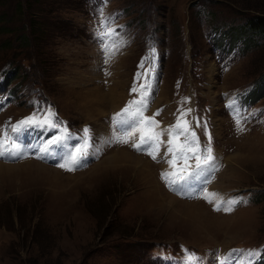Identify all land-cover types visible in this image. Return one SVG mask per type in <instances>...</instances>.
Returning a JSON list of instances; mask_svg holds the SVG:
<instances>
[{
    "label": "rangeland",
    "instance_id": "rangeland-1",
    "mask_svg": "<svg viewBox=\"0 0 264 264\" xmlns=\"http://www.w3.org/2000/svg\"><path fill=\"white\" fill-rule=\"evenodd\" d=\"M105 7L127 46L103 65L96 28ZM259 7L264 0H0V75L10 82L0 86V129L33 113L35 101L72 133L88 126L97 141L109 137L155 38L158 86L145 115L162 109L156 119L164 127L178 107L193 109L187 119L207 122L221 165L208 192L241 201L225 212L202 196L175 194L161 179L168 165L130 145L107 146L73 171L31 154L0 159V264H182L184 250L218 264L231 249L263 248L264 39L246 28ZM115 86L116 104L108 92ZM6 89L14 93L7 108ZM235 94L244 131L225 106ZM193 127L207 144L203 128ZM38 134L49 133H26L24 142ZM119 152L144 166L112 159Z\"/></svg>",
    "mask_w": 264,
    "mask_h": 264
},
{
    "label": "snow or ice",
    "instance_id": "snow-or-ice-1",
    "mask_svg": "<svg viewBox=\"0 0 264 264\" xmlns=\"http://www.w3.org/2000/svg\"><path fill=\"white\" fill-rule=\"evenodd\" d=\"M106 3V0H105ZM100 17L96 30V37L101 43L104 62L108 64L127 41L118 31L122 25L115 24L116 13L105 14L102 8L97 12ZM145 63L148 67L145 68ZM130 94H135L126 105L111 117L113 134L97 141L90 127L85 126L81 132L72 133L65 122L59 120L51 106L44 108L38 102H33L34 111L15 124L7 122L3 132H0V158L9 162L23 159L30 154L44 162H53L67 171L84 167L92 157L99 156L103 149L114 144L130 145L133 150L145 152L153 161L165 162L168 170L161 172V179L169 190L184 198L192 199L202 196L208 202L215 201L214 210L231 212L240 203L236 199L224 200L219 194L208 192L206 185L215 178L219 170V158L215 156L212 146V136L208 132L207 122L200 118L187 119L193 111L191 108L178 107L172 124L162 127L156 119L162 109H158L151 116H146L154 91L158 86V73L155 47L149 46V53L141 58L137 66ZM106 75L111 73L106 72ZM139 81V86L137 82ZM190 98H183L187 104ZM226 108L233 115L237 131H244L240 126L238 112L245 111L240 102V94H235L226 103ZM251 115H255L253 112ZM250 118V117H246ZM203 128L208 143L202 145L194 130ZM39 130L42 133H52L50 138H42L36 143H25L24 135ZM138 135V139H137ZM73 142L74 145H73ZM163 148V152L161 149ZM63 149V155L58 150ZM194 160V163L191 161ZM62 161V162H61ZM195 181L199 186L193 187ZM202 190V191H201ZM183 250V246H182ZM182 264H200V258L187 250ZM264 259V248L259 250L231 249L218 264H257Z\"/></svg>",
    "mask_w": 264,
    "mask_h": 264
},
{
    "label": "bare ground",
    "instance_id": "bare-ground-1",
    "mask_svg": "<svg viewBox=\"0 0 264 264\" xmlns=\"http://www.w3.org/2000/svg\"><path fill=\"white\" fill-rule=\"evenodd\" d=\"M115 83H116V85H120L121 84V81L119 80H115ZM114 86V85H113ZM110 88V87H109ZM109 93H110V96H111V101H112V103H117V99H120V97H122V95L120 94V91L117 89V87L115 86V88H111L109 91H108ZM100 108V107H99ZM121 152V151H120ZM119 152V153H120ZM114 158H117V159H120V160H122V159H132V160H134V161H136V162H138V163H140V161L138 160V159H136V158H134V157H132V156H130L129 154H127V153H120V154H118V155H116V156H114L112 159H114ZM229 158H231V156H229V157H226V160H228ZM228 162V164H230V161H227ZM141 165H142V167L144 166V164H142V163H140ZM148 164V163H147ZM141 167V168H142ZM230 169V168H229ZM215 192H216V189H215ZM167 199L169 200V204H173V203H179L177 200H175L173 197H170V196H168L167 197Z\"/></svg>",
    "mask_w": 264,
    "mask_h": 264
},
{
    "label": "trees",
    "instance_id": "trees-1",
    "mask_svg": "<svg viewBox=\"0 0 264 264\" xmlns=\"http://www.w3.org/2000/svg\"><path fill=\"white\" fill-rule=\"evenodd\" d=\"M259 10H261L259 13L248 19L246 28L264 39V7H261ZM15 73L16 75L18 74V72Z\"/></svg>",
    "mask_w": 264,
    "mask_h": 264
},
{
    "label": "crops",
    "instance_id": "crops-1",
    "mask_svg": "<svg viewBox=\"0 0 264 264\" xmlns=\"http://www.w3.org/2000/svg\"><path fill=\"white\" fill-rule=\"evenodd\" d=\"M118 154H120V153H117L116 155H118ZM116 155H115V156H116Z\"/></svg>",
    "mask_w": 264,
    "mask_h": 264
}]
</instances>
